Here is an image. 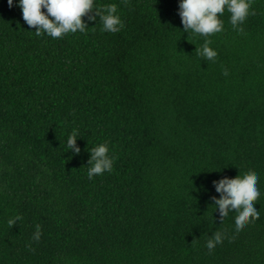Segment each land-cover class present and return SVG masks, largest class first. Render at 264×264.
<instances>
[{
	"label": "trees",
	"instance_id": "trees-1",
	"mask_svg": "<svg viewBox=\"0 0 264 264\" xmlns=\"http://www.w3.org/2000/svg\"><path fill=\"white\" fill-rule=\"evenodd\" d=\"M179 3L95 0L117 5L120 31L84 17L85 32L52 39L0 0V264H264V0L244 34L225 11L214 62ZM103 143L112 171L90 180ZM249 170L260 218L237 234L213 182Z\"/></svg>",
	"mask_w": 264,
	"mask_h": 264
},
{
	"label": "clouds",
	"instance_id": "clouds-1",
	"mask_svg": "<svg viewBox=\"0 0 264 264\" xmlns=\"http://www.w3.org/2000/svg\"><path fill=\"white\" fill-rule=\"evenodd\" d=\"M9 7L13 6L14 0H7ZM126 3L127 0H124ZM254 0H180L179 16L183 24V30L205 38L204 44L196 48V55L207 61H215L217 52L209 45L208 37L221 33L224 30V22L221 17L225 11L230 14L232 28L239 34H244V29L239 27L249 15H255L252 10ZM20 9L24 22L35 29L36 36L47 34L52 39H63L68 34L85 32L89 27L84 17L90 21H96L99 17L102 23V31L116 33L123 27V22L117 15L116 4H108L97 7L95 0H19ZM46 10V11H45ZM225 76L228 70L224 69ZM78 130H73L67 139V147L79 154L81 149L77 146ZM91 158L88 161V178L91 180L97 175L111 172L113 158L109 156L107 143L99 144L90 150ZM220 198L213 197L216 211L223 222L230 212L235 215V232L239 234L245 227L260 218L259 211L255 207L260 197L258 188L259 177L255 171L249 170L244 175L236 178H223L213 182ZM23 216L17 214L7 221L10 228ZM42 236V226L35 225L32 240L39 242ZM224 235L216 231L208 239L206 247L209 251L222 244ZM29 250H33L31 244Z\"/></svg>",
	"mask_w": 264,
	"mask_h": 264
}]
</instances>
